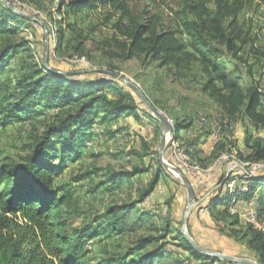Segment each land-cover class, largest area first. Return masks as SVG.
<instances>
[{"label":"trees","instance_id":"1","mask_svg":"<svg viewBox=\"0 0 264 264\" xmlns=\"http://www.w3.org/2000/svg\"><path fill=\"white\" fill-rule=\"evenodd\" d=\"M8 1L15 6L13 0ZM129 1L58 0L56 11L63 18L55 23L61 25L69 16L107 8L109 18L117 17L114 29L125 39L116 42L125 51L123 59L142 57L176 74L195 66L201 93L219 106L226 119L264 126V91L259 80L241 82L240 66L245 62L240 53L248 42L239 22L244 0H173L166 20L147 9L134 12ZM259 4L264 9V0ZM31 23L0 0V129L15 123L33 124L32 138L18 158L0 149V264H227L196 252L170 218L159 220V225L156 214L142 206L167 175L156 155L130 170L108 168L103 183L113 191L124 182L131 186L134 177L148 173L149 178L137 180L136 198L109 203L92 219L83 214L71 184L55 181L69 165L84 159L86 144L95 136L94 126L121 117L139 119V109L150 113L138 105V96L127 85L111 76L95 73L93 79H80L46 69L24 35L23 27ZM65 25L74 27L70 22ZM56 33L59 47L64 28L59 26ZM73 46L82 56V41L78 39ZM11 58L16 62L11 63ZM108 69L114 71L112 66ZM193 123L192 119L174 120L175 139ZM244 137L245 161L264 163L263 138L249 129ZM225 145L222 138L213 145L214 162ZM129 154L143 160L147 152L132 150ZM91 174L93 171L81 172L71 182ZM234 178L244 181L246 189L237 185L230 190L228 182ZM218 183L204 206L215 229L245 244L258 264H264V233L248 224L237 228L240 218L229 212L235 200L254 196L264 212V166L249 178L242 173L223 174ZM173 198L171 193L168 205ZM128 236L135 239L127 242ZM100 237H115L117 244L104 246L96 254L92 243Z\"/></svg>","mask_w":264,"mask_h":264},{"label":"rangeland","instance_id":"2","mask_svg":"<svg viewBox=\"0 0 264 264\" xmlns=\"http://www.w3.org/2000/svg\"><path fill=\"white\" fill-rule=\"evenodd\" d=\"M13 1L15 6L23 13L37 17L47 26L49 65L60 68L62 72H70V74L76 75L80 79L97 77L96 72L89 71L91 69H108V66H112L115 72L122 74L130 82L138 86L148 100L164 113L168 120H171L172 127L174 120L192 119L194 124H199L197 134H213L220 128L222 142L226 144L222 154L232 156L226 159L222 168L227 166L228 163H232V161L238 165H243L246 162L245 129H249L256 137L264 138L263 125L254 127L251 123L245 124L239 118L230 121L224 117L219 106L201 93L200 75L195 66L176 74L167 68L158 67L156 63L143 61L142 57L123 59L121 55L125 54V51H121L117 47L116 42L124 41L125 39L114 29L117 17L109 18L110 12L107 8H99L90 14L81 13L77 16H69L64 23L58 25L55 20L59 21L63 18L56 11L58 0ZM244 1L245 5L239 15V22L244 32H246L248 42L243 45L240 53L245 62V64L240 66L241 82L246 84L247 82L259 80L260 86L264 91V9L259 4V0ZM129 2L134 12L147 9L150 10V14H160L164 20H166L165 15L168 11V6L174 5L173 0H130ZM68 22L73 23L74 27L68 29L65 25ZM59 26L64 28V40L57 47L56 29ZM23 30L27 40L31 42L36 59L40 63H44L43 27L39 23L32 22L28 28L23 27ZM78 39L82 41L84 47L82 56L74 50L73 46ZM14 61L16 62L15 59H10L11 63ZM229 68L232 69L233 65L229 64ZM137 103L140 107L145 108L150 113V116L139 109V119L131 116L124 117V119L121 117L117 121L94 126L95 136L86 144L87 149L84 150V159L79 163L69 165L59 177L55 178V181L59 184L66 186L68 183L71 184L76 192L79 206L88 219H92L103 212L109 203L127 200L130 197L136 198L135 188L138 187L137 180L141 178L140 180L145 182L149 178L148 173L140 177H134L132 179L134 184L129 186L127 182H124L119 190L113 191L108 189V186L103 183L107 179L108 168L130 170L135 164H147L153 159L154 155H156L158 160V148L161 140L160 123L139 98ZM32 125V122L15 123L0 129V149L6 155L18 158L24 152V145L29 143L32 138ZM181 131L178 136H180ZM181 142L187 144L180 139L176 141L178 146ZM187 147L189 158L200 167L206 168L207 165L215 164L211 155L213 148H208V154L202 157V154L199 155L202 151H197L190 147L197 160L191 154V150L188 151ZM146 148L149 149L146 151ZM132 150H137L141 154L147 152V155L141 160L139 157L129 154ZM165 152L168 154L167 148ZM91 153L96 156L91 155ZM164 156L166 157L167 155L164 154ZM54 163L57 164L58 161ZM258 164L264 163L260 162ZM85 171H93V174L77 182H71L73 176ZM173 179L176 181L180 180L178 177ZM219 179L220 177L217 182H219ZM170 184L171 181H166L165 185L160 184L164 193H158L153 200L162 198L163 203L167 201L172 193ZM201 188L202 190L198 193H202L206 189L205 186ZM181 189L183 190L181 192L186 195V190L184 188ZM149 200L151 201V199H148L147 202ZM253 200L256 211L260 212L258 201L256 198H253ZM261 214L264 215V212ZM182 218L183 213L177 221L179 229ZM80 222L81 219H77V224ZM158 222L160 225L161 221L158 220ZM242 226L248 225L241 222L237 228ZM186 228L188 233H190L187 225ZM198 235L196 234V237L201 240L203 247L231 256L255 260L245 244L236 242L218 233L217 230H210L204 235ZM134 239V236H128L125 241L129 242ZM117 240L115 237L94 239L92 243L93 251L99 254L104 246L111 248L117 244ZM218 264L223 263L218 262Z\"/></svg>","mask_w":264,"mask_h":264},{"label":"crops","instance_id":"3","mask_svg":"<svg viewBox=\"0 0 264 264\" xmlns=\"http://www.w3.org/2000/svg\"><path fill=\"white\" fill-rule=\"evenodd\" d=\"M123 119H124V117H123ZM198 127H199L198 123H195V124L193 123V126H191L190 128L182 130L180 133V136H178L176 139L177 140L180 139V140L185 141L187 144L190 145L191 148H193L197 151L198 150L202 151L201 153H199V155L202 154V157H203L205 154H208V150H207L208 148L209 149L213 148V145L211 144L212 134L211 135L197 134L198 133ZM179 145L185 146L183 142L179 143ZM190 147L189 146L187 147L188 151L191 150ZM191 154L196 158V156L192 152V150H191ZM202 169L204 170L203 174H205V176H204L203 185L201 187L205 186L206 189L203 190V192H204V193L202 192L203 194L198 193V192H200V190H202L201 187L198 190H196L197 192L194 190L196 198L202 199V201L190 213L189 218H188V222H187V226H188V230H190L189 235L197 243H199L200 245L203 246V243H201V240L196 237V234H197V236H199L198 234L204 235V234L208 233V231H210V230L211 231L216 230L214 219L210 216L208 210L204 207L206 205L207 198L219 186V183L217 181L221 175L224 174L225 177H227L230 172H232L233 175H240L243 172V166L239 165L233 171H228V166H225L224 168H219V164L218 165H215V164L214 165H207L206 168H202ZM165 172L167 175L160 181V183L157 186V188L155 189V191L149 197H147L145 199L142 206H145V207L151 209L156 214L157 220H161L164 218H170L172 220V223L174 225L178 226L177 221L179 220V217L181 216V214L182 213L184 214V209H185L186 202H187V194L185 195L184 192H181V191H183L181 189V188H183L182 185L179 184L176 180H174L173 177L166 170H165ZM166 181H171V184H170V186L172 187L171 191H172V193H174V198L171 201L170 205L167 204V201L164 202L165 203V205H164L162 198H156L157 200H153L154 196L156 197V195L158 193L159 194L164 193L163 191L160 192L159 188L162 187L161 186L162 184L165 185ZM231 181L234 184L233 188L234 187L236 188V186L238 185V186H243V189H246L244 187V185L246 184L244 181L239 180L238 178H234ZM157 189H159V190H157ZM255 197L256 196H254L253 198H255ZM148 199H151V201L149 200V202H147ZM239 201H244V200H239ZM232 207H233V205L231 206V208ZM229 212L231 213L232 211L229 210ZM213 264H218V262H214Z\"/></svg>","mask_w":264,"mask_h":264},{"label":"water","instance_id":"4","mask_svg":"<svg viewBox=\"0 0 264 264\" xmlns=\"http://www.w3.org/2000/svg\"><path fill=\"white\" fill-rule=\"evenodd\" d=\"M4 4H6L12 11L17 13L23 18H26L27 20L35 23H39L43 29H44V66L46 69L51 70L57 74H70V72H62L59 70H53L48 65V51H47V37H48V29L44 22H42L40 19H38L35 16H31L28 14L23 13L18 8H16L10 1L8 0H1ZM89 71H94L96 73H102L106 74L108 76H111L121 82H123L125 85H127L141 100V102L145 105V107L151 112V114L159 121L160 127H161V140L158 148V161L161 164V166L166 170L173 178H179L177 182L183 186V188L186 190L187 194V202L184 209L183 218L181 221V233L183 238L189 243V245L199 254L217 259L220 261H224L231 264H258L257 261L244 258V257H236L231 256L225 253H222L220 251L212 250L206 247H203L199 243H197L188 233L186 225L188 222V218L192 210L198 206L202 199H196L194 189L189 182L188 178L174 165L170 164L166 161L164 153L166 148L168 147L169 140L172 138L175 134V130L170 125L168 117L162 113L160 110H158L149 100L148 98L143 94V92L138 88L137 85L130 82L125 76L122 74L108 70V69H91Z\"/></svg>","mask_w":264,"mask_h":264},{"label":"built area","instance_id":"5","mask_svg":"<svg viewBox=\"0 0 264 264\" xmlns=\"http://www.w3.org/2000/svg\"><path fill=\"white\" fill-rule=\"evenodd\" d=\"M218 137V134H212L211 142L214 141ZM167 157H165L166 161L170 164L176 166L187 178L191 180V185L194 190H198L204 181L205 174H199L193 171L192 167H189L184 160L179 159V155L176 149L172 147H167ZM226 162L224 158L221 162H219V168L223 167V163ZM228 171H233L239 165L237 163H228ZM255 171L253 168H243L244 176L245 173ZM238 182V181H237ZM229 184V183H228ZM162 187L160 188V192L162 191ZM229 210L233 211V213H239L243 215V220H249L253 223L256 227H261L262 231L264 232L263 228V218L261 212H255V202H251V198L247 199L245 204L235 205L234 208H229Z\"/></svg>","mask_w":264,"mask_h":264},{"label":"bare ground","instance_id":"6","mask_svg":"<svg viewBox=\"0 0 264 264\" xmlns=\"http://www.w3.org/2000/svg\"><path fill=\"white\" fill-rule=\"evenodd\" d=\"M169 122L171 123V126H172L171 120H169ZM221 133L222 132H221L220 128H218L214 132V134H218V137L216 139H214V141L211 142L212 145H215L217 142H219L221 140V138H222V134ZM168 147H172L173 149H176V151H177V153L179 155V159L180 160H184V162L187 163L189 165V167L193 168V171H195V172H197L199 174H203L204 173L203 172L204 170L199 165H197V163L195 161H192V159L189 158V155L187 153L186 147L185 146H180V145L178 146V144L176 143L175 136L170 138ZM230 157H232V156L231 155L229 156L227 154H221L218 157V159L215 161V165H218L219 162H221L224 158L225 159H229ZM232 163H234V161H232ZM242 166H243V168H253L255 170L253 172L245 173V176H244V172H242V175H243L244 178H249L251 176H254L258 172V169L263 167L264 164L245 162ZM228 183H229L228 184V188L231 190L233 188L234 184H233L232 181H230ZM246 202H247V200H244V201L235 200L232 208H234L235 205L245 204ZM251 202H254V200L251 199ZM255 212H257L256 209H255ZM237 215L239 216L241 222L252 226L254 229H258V230L262 231L261 227L254 226L253 223H251L249 220H243V215L242 214L237 213ZM262 218H263V228H264V215H262Z\"/></svg>","mask_w":264,"mask_h":264}]
</instances>
